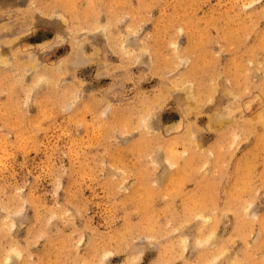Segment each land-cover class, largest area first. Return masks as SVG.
Wrapping results in <instances>:
<instances>
[{
  "label": "rangeland",
  "instance_id": "1",
  "mask_svg": "<svg viewBox=\"0 0 264 264\" xmlns=\"http://www.w3.org/2000/svg\"><path fill=\"white\" fill-rule=\"evenodd\" d=\"M0 264H264V0H0Z\"/></svg>",
  "mask_w": 264,
  "mask_h": 264
}]
</instances>
